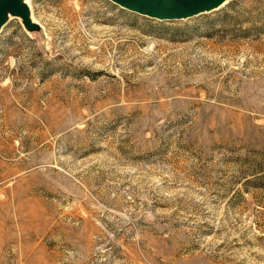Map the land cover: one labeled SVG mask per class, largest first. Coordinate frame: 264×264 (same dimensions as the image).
<instances>
[{"label":"rangeland","instance_id":"374dc122","mask_svg":"<svg viewBox=\"0 0 264 264\" xmlns=\"http://www.w3.org/2000/svg\"><path fill=\"white\" fill-rule=\"evenodd\" d=\"M25 1L34 28L0 29V264H264V0Z\"/></svg>","mask_w":264,"mask_h":264},{"label":"water","instance_id":"95a60500","mask_svg":"<svg viewBox=\"0 0 264 264\" xmlns=\"http://www.w3.org/2000/svg\"><path fill=\"white\" fill-rule=\"evenodd\" d=\"M117 4L160 19L183 18L217 7L225 0H113ZM11 15L19 16L27 29H33L25 0H0V29Z\"/></svg>","mask_w":264,"mask_h":264}]
</instances>
